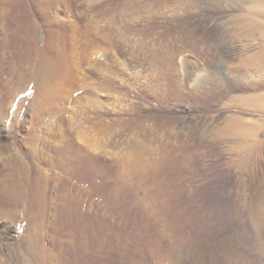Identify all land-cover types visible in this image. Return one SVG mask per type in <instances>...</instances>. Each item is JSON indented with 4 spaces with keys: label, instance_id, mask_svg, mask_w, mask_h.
Wrapping results in <instances>:
<instances>
[{
    "label": "rangeland",
    "instance_id": "374dc122",
    "mask_svg": "<svg viewBox=\"0 0 264 264\" xmlns=\"http://www.w3.org/2000/svg\"><path fill=\"white\" fill-rule=\"evenodd\" d=\"M261 2L0 0V264H264V130L216 139L245 87L200 82Z\"/></svg>",
    "mask_w": 264,
    "mask_h": 264
},
{
    "label": "bare ground",
    "instance_id": "6f19581e",
    "mask_svg": "<svg viewBox=\"0 0 264 264\" xmlns=\"http://www.w3.org/2000/svg\"><path fill=\"white\" fill-rule=\"evenodd\" d=\"M261 1L264 2V0ZM190 2L191 0H159V3L163 4H161L162 8L168 9L169 11L180 10V12L188 8ZM234 24L235 34H239L246 29L247 32L245 36L250 38L258 36L259 39L264 42V3L261 6L249 8L244 16L237 17L234 20ZM100 35L102 36L103 34L101 33ZM246 46L247 45L243 46V52L236 64L225 69L223 68L224 70L214 69L207 71L200 82L209 88H220V86L223 85L221 82H223L226 76H229L235 82L244 85L245 89L243 94L230 99V101L226 103L227 106L237 108L239 111L229 114L224 119L223 125L219 126L214 134L216 139H236L237 145L241 148V151L249 156L254 149L259 153L263 145L260 133L264 130V45L263 48L257 52L249 51ZM167 79L168 78H166V80ZM250 89H253L254 92L249 93ZM208 94L207 92V95ZM247 112H253V114L257 116L254 115V117H249L250 114Z\"/></svg>",
    "mask_w": 264,
    "mask_h": 264
}]
</instances>
